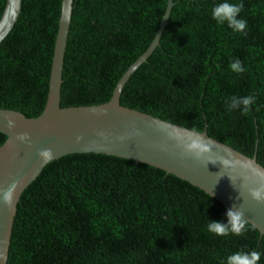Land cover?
Instances as JSON below:
<instances>
[{
    "label": "trees",
    "instance_id": "16d2710c",
    "mask_svg": "<svg viewBox=\"0 0 264 264\" xmlns=\"http://www.w3.org/2000/svg\"><path fill=\"white\" fill-rule=\"evenodd\" d=\"M159 44L123 86L119 105L200 132L264 169V0L242 4L243 32L212 19L224 0H171ZM59 106L105 103L151 42L166 0H72ZM4 0H0V14ZM60 0H21L0 43V109L38 116ZM239 58L244 71L230 63ZM253 97L247 113L232 97ZM4 136L0 134V145ZM226 213L174 181L99 158L57 162L22 194L5 264H224L257 251L251 229L217 236Z\"/></svg>",
    "mask_w": 264,
    "mask_h": 264
},
{
    "label": "water",
    "instance_id": "95a60500",
    "mask_svg": "<svg viewBox=\"0 0 264 264\" xmlns=\"http://www.w3.org/2000/svg\"><path fill=\"white\" fill-rule=\"evenodd\" d=\"M21 0H4L0 14V43L17 20ZM72 0H60L56 33L50 59L47 91L40 114L25 118L21 113L0 109V264L6 263L15 210L32 181L51 165L74 158H99L149 171L176 182L223 212L241 207L247 227L264 244V204L249 190L264 184V169L252 157L207 137L148 114L122 107L119 95L125 83L138 73L158 46L172 6L164 12L146 49L120 75L109 99L102 104L61 108L62 58L70 21ZM9 121L12 126L9 127ZM22 134L27 139L20 140ZM50 149L52 159L39 155ZM13 183V202L2 201V191Z\"/></svg>",
    "mask_w": 264,
    "mask_h": 264
},
{
    "label": "clouds",
    "instance_id": "9594fccd",
    "mask_svg": "<svg viewBox=\"0 0 264 264\" xmlns=\"http://www.w3.org/2000/svg\"><path fill=\"white\" fill-rule=\"evenodd\" d=\"M243 9L242 4H233L224 0V2L217 4L212 8V19L218 23L223 24L227 22L228 27L237 32H243L247 27V21L238 18L240 12ZM230 68L237 72L242 73L245 69L241 64L239 58L230 63ZM254 103L253 97H232L230 108L242 107V113H247L249 105ZM8 126H12V122L9 121ZM201 132V131H200ZM20 140L27 139V134H22L19 137ZM39 155L45 159V162H49L52 159V152L50 149L42 150ZM16 188V184L13 183L7 190L2 191V201L7 205H11L13 202V192ZM249 194L253 200L257 203L264 204V184H261L258 188L249 190ZM243 203L241 207L230 208L226 212L227 223L217 222L210 220L208 224V231L217 236H227L229 234L243 235L247 230L248 221L242 211ZM261 259V255L257 251L244 252L237 251L227 256L224 264H258Z\"/></svg>",
    "mask_w": 264,
    "mask_h": 264
},
{
    "label": "bare ground",
    "instance_id": "6f19581e",
    "mask_svg": "<svg viewBox=\"0 0 264 264\" xmlns=\"http://www.w3.org/2000/svg\"><path fill=\"white\" fill-rule=\"evenodd\" d=\"M73 3V2H72ZM171 10V9H170ZM170 14V13H169ZM71 17V16H70ZM71 20V19H70ZM168 21V20H167ZM71 22V21H70ZM161 37V36H160ZM159 40H160V38H159ZM158 44H159V42H158ZM66 45H67V43H66ZM65 53V52H64ZM61 79H62V77H61Z\"/></svg>",
    "mask_w": 264,
    "mask_h": 264
}]
</instances>
